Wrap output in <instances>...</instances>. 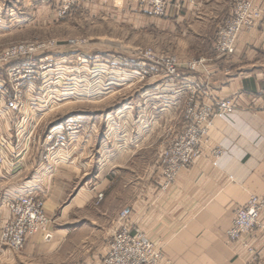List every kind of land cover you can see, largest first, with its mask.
I'll list each match as a JSON object with an SVG mask.
<instances>
[{"label":"crops","instance_id":"obj_1","mask_svg":"<svg viewBox=\"0 0 264 264\" xmlns=\"http://www.w3.org/2000/svg\"><path fill=\"white\" fill-rule=\"evenodd\" d=\"M238 1L171 3L160 21L178 30L188 50H197L181 53L184 64L195 55H215V41L209 39L205 47L207 32L231 17ZM252 1L264 8V0ZM48 3L4 0L0 5V14L6 18L4 29L10 30L16 23L17 27L34 24L45 10L51 12ZM92 4H82L77 10L89 9ZM100 5L115 16L152 19L148 12L136 13V0H109ZM210 68L197 75L186 72L184 66L182 73L203 82L217 100L232 101L236 112L213 121L202 158L181 171L167 190L162 189L161 163L166 146L184 130L185 90H170L169 95L179 102L175 105L152 101L132 106L128 112L133 120L130 139L118 137L121 130L117 127L112 141V123H106V129L97 134L98 123L85 116V130L67 161L57 156L44 162L39 146L21 147L1 121L0 136L7 142L13 166L0 172V235L12 217L8 203L27 193L44 202L53 222L47 233L30 237L20 253L0 245V264H103L123 224L119 214L124 208L131 210L125 224L144 233L173 264H245V249L240 242H231L227 231L235 212L245 207L251 196L264 199V27L258 24L243 32L236 53L217 57ZM126 113L124 110L121 115ZM24 117L30 123V117ZM92 146L100 150L99 160L111 162L110 170L96 169L94 185ZM215 151L221 152L219 157ZM128 174L132 179L125 182ZM97 177L101 178L98 182ZM101 193L105 199L96 209ZM92 210L97 211L96 217ZM253 236L259 253L256 264H264V240L259 231Z\"/></svg>","mask_w":264,"mask_h":264},{"label":"built area","instance_id":"obj_2","mask_svg":"<svg viewBox=\"0 0 264 264\" xmlns=\"http://www.w3.org/2000/svg\"><path fill=\"white\" fill-rule=\"evenodd\" d=\"M54 1L57 4L58 18H64L82 4L107 0ZM174 1L136 0V10L148 12L155 17H165ZM176 1L196 4L201 0ZM1 18L0 14V27L4 24ZM258 24L264 25V8L256 6L252 0L239 2L234 8L231 19L218 33L215 43L218 57L233 56L241 32L251 31ZM70 44L75 45L74 42ZM40 49L41 46L20 44L1 54L0 74L4 71L6 77L0 76V123L5 122L6 130L16 136L21 147H25L26 150L37 144L36 146L43 151L44 162L48 163L57 156L67 161L73 151V145L79 141L85 126L80 120L69 119L37 139L39 122L44 116L41 115V107L49 104L45 106L48 109V106L59 102L58 88L71 98L90 96L91 79L86 73L87 66H84L86 60L78 61L83 65L79 68L75 66L74 59L61 57V52L43 54L38 53ZM149 61L153 66L162 67L168 82L181 80L186 86L184 89H190L192 95L186 110V121L189 124L185 132L163 155L162 189L167 190L181 171L190 168L195 161L202 158L205 138L213 121L217 118L230 117L236 112V108L232 101L217 100L203 83L179 73L180 68L184 66L190 72L199 71L205 65L204 59L181 64L176 57H163L160 61H156L154 56H151ZM143 70L141 76L145 78L148 74ZM97 73L94 72L95 75ZM136 74L140 75L139 72ZM37 91L40 98L50 97V102L45 101V104H41L43 101L40 99L38 101ZM202 94L209 97L210 105L198 103L197 99L203 96ZM26 115L30 117V123H27V118L24 117ZM214 154L219 157L221 152L215 151ZM7 165L13 166L8 156L7 142L0 136V172ZM98 198L102 199L103 195H99ZM8 209L12 217L1 230L0 245L12 251L23 250L30 237L40 232L47 233L53 222L45 212L44 202L31 193L10 201ZM130 213L131 210L127 208L119 215V220L123 224L110 243L109 253L103 264H173L144 233L125 224ZM263 214L264 199L251 196L246 206L235 212L232 226L227 231L228 239L233 243L240 242L245 249L248 256L245 264H256L255 261L258 260L259 253L255 249L253 234L255 230L259 231L264 240Z\"/></svg>","mask_w":264,"mask_h":264},{"label":"rangeland","instance_id":"obj_3","mask_svg":"<svg viewBox=\"0 0 264 264\" xmlns=\"http://www.w3.org/2000/svg\"><path fill=\"white\" fill-rule=\"evenodd\" d=\"M46 1L52 5L51 12L45 10L43 15L41 14L37 17L38 19H36L34 24H30L27 27H17L19 24L16 23L12 25L10 30L4 29V24L1 25L0 56L4 51L17 45L29 44L41 46L38 53L61 52V57L65 56V58L70 57L74 59L75 66L79 68H82L83 65L82 63L79 64L78 61L86 60L84 66H87L86 73L89 74L92 86L91 95L80 98L68 97L65 92L62 93L61 89L57 87L60 93L57 95L59 102L48 106V109L45 106L49 104H45V101L50 102V97L40 98L39 91H37L38 101L40 99L43 101L41 104H45V106L43 104L44 107H41V115L44 116L39 122L36 132L37 139L42 138L51 128L65 123L69 119H77L83 122L85 116L88 118L91 117L93 123H98L97 134H101L104 127L106 129V123H112L114 126L110 134L112 141L115 138V128L117 127L121 130L120 136L118 135V137L130 139L133 120L128 117V114H130L128 112L132 106H144L156 101L161 102L162 105H168L170 103L175 105L179 102L175 97L173 98L172 94L169 95L170 90H174L175 92L185 90L187 92V102L182 114L184 118V130L166 146L163 152L164 155L178 137L185 132L189 124L186 121V110L192 95L190 89H184L186 86L183 85L184 83L181 80H169L167 82L168 79L164 75L162 67L157 65L153 66L149 58L154 56L156 61H160L163 57H176L181 64H184L180 56L182 55L181 53H185L188 49L182 42L178 30L170 29L163 21H160L164 17H155L152 14V19L110 14L100 5L106 4L109 0L106 2L91 3L92 6L89 9L77 10L78 8H76L64 18H58L57 4L54 0ZM241 1L239 0L236 5ZM0 2H2L0 5L4 4V0H0ZM27 8L33 9V6L31 8L28 6ZM136 13L143 12L137 10ZM1 17V20L5 21L6 18L3 13ZM229 19L231 17L227 18L217 28L215 27L207 32L205 47L209 46V39L215 41V43L217 42L220 29L225 26ZM262 26L264 27V25ZM246 31L248 30H244L243 32ZM70 42H74L75 45H71ZM201 50L199 51L202 52ZM204 50L205 52L210 51L209 49H203V52ZM190 51L195 53L197 50H188L187 52ZM214 51L215 55L212 57L210 52L206 54H199L197 52L199 55L193 56L188 62L204 59L205 65L195 73L187 69L186 72L198 75L201 70H205V72L207 70L209 71L214 59L219 56L216 50ZM151 67H154V69ZM142 69L148 74L145 75V78L141 76ZM94 72H98L97 75ZM136 72H139L140 75L136 74ZM182 72L183 69L181 67L179 73L183 74ZM0 76L6 77L5 72L3 71ZM171 82L175 83L171 84ZM197 82L203 83L201 81ZM166 83L169 86H166ZM149 91L151 93L148 97L147 93ZM197 101L200 105H204L206 104L205 101H210V99L208 96L203 95ZM124 110L127 113L121 115V112ZM36 145L31 146V149L38 147ZM99 153L100 150L96 146H92L91 170L93 185L96 182L94 178L96 169L101 167L103 168V172H105L106 168L107 170L111 169V162L99 160ZM161 165L163 171V158ZM140 168L142 169V166ZM125 178V182H129L132 176L128 174ZM100 179L97 177V182ZM101 194L103 198L99 199L98 196ZM101 194L97 196L95 201L96 209L100 208V205L105 199L104 193ZM125 209L127 208L123 210ZM90 213H92L93 217L97 215L96 210H92ZM23 250L14 252L20 253Z\"/></svg>","mask_w":264,"mask_h":264}]
</instances>
